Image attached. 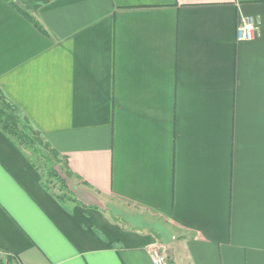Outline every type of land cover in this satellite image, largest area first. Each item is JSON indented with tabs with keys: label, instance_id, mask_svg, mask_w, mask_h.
I'll return each instance as SVG.
<instances>
[{
	"label": "crops",
	"instance_id": "obj_1",
	"mask_svg": "<svg viewBox=\"0 0 264 264\" xmlns=\"http://www.w3.org/2000/svg\"><path fill=\"white\" fill-rule=\"evenodd\" d=\"M30 14L0 0V93L56 152L68 194L45 191L0 127V260L152 264L165 247L167 264H264V0Z\"/></svg>",
	"mask_w": 264,
	"mask_h": 264
},
{
	"label": "trees",
	"instance_id": "obj_2",
	"mask_svg": "<svg viewBox=\"0 0 264 264\" xmlns=\"http://www.w3.org/2000/svg\"><path fill=\"white\" fill-rule=\"evenodd\" d=\"M13 6L21 15L26 17L29 21H33L31 17V12H36L41 5L49 2L50 0H3ZM2 107L0 108V127L3 132L13 138L19 145L23 146L25 150L36 153V144L43 145L48 148V145L43 142L41 137L32 128L26 127L25 131L19 129L20 118L16 114L15 108L4 101L1 95ZM31 133V135L29 134ZM51 155L57 158L55 151L50 150ZM49 176L56 178L62 184H65L64 179H62L55 172H49Z\"/></svg>",
	"mask_w": 264,
	"mask_h": 264
},
{
	"label": "rangeland",
	"instance_id": "obj_3",
	"mask_svg": "<svg viewBox=\"0 0 264 264\" xmlns=\"http://www.w3.org/2000/svg\"><path fill=\"white\" fill-rule=\"evenodd\" d=\"M1 96H0V108L2 107V102H1ZM19 129L22 131H25V124L23 121L20 120ZM31 135V133H29ZM36 144V153H31L29 151L27 152V155L29 156L30 159H32L33 163L36 165L37 169L40 172V175L42 177L41 186L42 188L48 192V189L53 193V194H68L67 189H66V184H62L59 182L56 178H53L49 176V172H55L57 175H59L62 179L65 181V177H67L65 167L63 163L60 162V158H55L53 155L50 153V149L45 147L43 145H39L38 143ZM65 194L63 195V199L65 198ZM0 264H8V262H4L0 260Z\"/></svg>",
	"mask_w": 264,
	"mask_h": 264
},
{
	"label": "built area",
	"instance_id": "obj_4",
	"mask_svg": "<svg viewBox=\"0 0 264 264\" xmlns=\"http://www.w3.org/2000/svg\"><path fill=\"white\" fill-rule=\"evenodd\" d=\"M255 37V24L252 18L242 17L236 29L237 41H250ZM152 264H167V250L165 247H153L149 250Z\"/></svg>",
	"mask_w": 264,
	"mask_h": 264
}]
</instances>
